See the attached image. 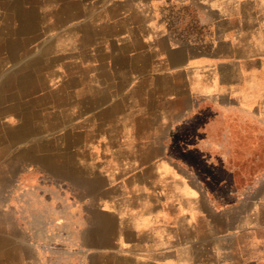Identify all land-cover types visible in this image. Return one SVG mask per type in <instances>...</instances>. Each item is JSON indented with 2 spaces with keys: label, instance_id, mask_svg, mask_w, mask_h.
I'll return each mask as SVG.
<instances>
[{
  "label": "crops",
  "instance_id": "0c3cea01",
  "mask_svg": "<svg viewBox=\"0 0 264 264\" xmlns=\"http://www.w3.org/2000/svg\"><path fill=\"white\" fill-rule=\"evenodd\" d=\"M65 1L81 90L56 92L49 136L0 107V264H264V171L219 199L171 150L208 105L264 132V0ZM184 5L204 38L175 37Z\"/></svg>",
  "mask_w": 264,
  "mask_h": 264
},
{
  "label": "rangeland",
  "instance_id": "374dc122",
  "mask_svg": "<svg viewBox=\"0 0 264 264\" xmlns=\"http://www.w3.org/2000/svg\"><path fill=\"white\" fill-rule=\"evenodd\" d=\"M178 7L169 19L175 37L193 42L200 34L204 38L206 29L196 25L192 8ZM79 11L78 4L66 1L0 0V107H9L6 122L12 128L18 120L14 113L25 106L28 120L37 122L39 130L49 136L54 131V101L65 98L56 92L66 91L68 85L81 90L72 77L82 74V66L61 56L65 49L62 44L67 40L70 43L73 37L68 38L64 32L55 37L71 22L67 16ZM75 40L81 42L80 36ZM173 138L172 154L185 158L190 169L199 172L204 185L219 199L236 196L264 171V132L243 116L226 114L208 105L188 117ZM244 173L248 174L245 178ZM41 182L43 202L49 203L51 186L54 196V181L51 185L50 178L42 173ZM228 188L233 189V194L227 193ZM57 201L61 203V198ZM45 213L44 210V218ZM64 215L61 207L55 210L54 223ZM54 231L61 237L65 228ZM56 262L67 264L64 259Z\"/></svg>",
  "mask_w": 264,
  "mask_h": 264
}]
</instances>
